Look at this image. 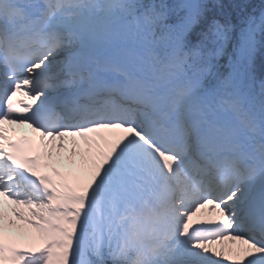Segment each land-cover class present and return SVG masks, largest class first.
<instances>
[{
	"label": "snow or ice",
	"instance_id": "snow-or-ice-1",
	"mask_svg": "<svg viewBox=\"0 0 264 264\" xmlns=\"http://www.w3.org/2000/svg\"><path fill=\"white\" fill-rule=\"evenodd\" d=\"M224 8L0 0V264H264V11Z\"/></svg>",
	"mask_w": 264,
	"mask_h": 264
},
{
	"label": "trees",
	"instance_id": "trees-1",
	"mask_svg": "<svg viewBox=\"0 0 264 264\" xmlns=\"http://www.w3.org/2000/svg\"><path fill=\"white\" fill-rule=\"evenodd\" d=\"M221 2L225 5L223 15L231 16L229 21L237 31L242 26L241 21L244 17L247 15L259 17L260 13L264 11V0H221ZM237 5L240 7L237 8ZM261 45L257 59H259V66H264V41Z\"/></svg>",
	"mask_w": 264,
	"mask_h": 264
},
{
	"label": "bare ground",
	"instance_id": "bare-ground-1",
	"mask_svg": "<svg viewBox=\"0 0 264 264\" xmlns=\"http://www.w3.org/2000/svg\"><path fill=\"white\" fill-rule=\"evenodd\" d=\"M239 242H230V244L228 246H225L224 244L221 245L220 247H224L225 249H227L229 246L235 247L236 245H238Z\"/></svg>",
	"mask_w": 264,
	"mask_h": 264
}]
</instances>
